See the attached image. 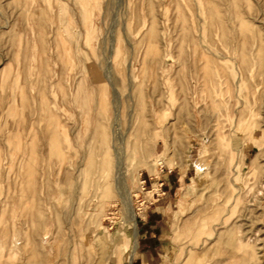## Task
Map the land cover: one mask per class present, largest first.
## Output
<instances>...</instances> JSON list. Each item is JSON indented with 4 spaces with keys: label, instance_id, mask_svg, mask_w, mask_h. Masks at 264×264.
Returning a JSON list of instances; mask_svg holds the SVG:
<instances>
[{
    "label": "rangeland",
    "instance_id": "obj_1",
    "mask_svg": "<svg viewBox=\"0 0 264 264\" xmlns=\"http://www.w3.org/2000/svg\"><path fill=\"white\" fill-rule=\"evenodd\" d=\"M116 147L132 264H264V0H0V264H127Z\"/></svg>",
    "mask_w": 264,
    "mask_h": 264
},
{
    "label": "bare ground",
    "instance_id": "obj_2",
    "mask_svg": "<svg viewBox=\"0 0 264 264\" xmlns=\"http://www.w3.org/2000/svg\"><path fill=\"white\" fill-rule=\"evenodd\" d=\"M218 13V12H217ZM248 13V15H250L249 14V12H247ZM251 17V16H250ZM220 28V27H219ZM8 47V46H7ZM8 49V48H7ZM111 49H112V47H111ZM108 60H110V59H108ZM111 64V63H110ZM217 64V63H216ZM237 64H238V62H237ZM236 64V65H237ZM241 67V66H240ZM214 68V67H213ZM219 73V72H218ZM240 74V73H239ZM215 75H216V73H215ZM214 75V76H215ZM223 75V74H222ZM214 76H212V77H214ZM109 77H110V75H109ZM222 77V76H221ZM215 79H217V77L215 76ZM222 79V78H221ZM226 80H229V79H227L226 78ZM112 81V80H111ZM224 81V80H223ZM221 82V81H220ZM222 83V82H221ZM228 83V82H227ZM239 83H240V81H239ZM219 84V83H218ZM217 84V85H218ZM241 84V83H240ZM229 85V84H228ZM223 86V85H222ZM221 86V87H222ZM221 87H220V89H221ZM231 87V86H230ZM223 88V87H222ZM131 91V90H130ZM225 92H226V90H225ZM233 93V92H232ZM211 94H213L212 92H211ZM117 95V94H116ZM120 95V94H119ZM118 96V95H117ZM213 96V95H212ZM222 96V95H221ZM229 96V95H228ZM214 97V96H213ZM212 98V97H211ZM227 99V98H226ZM214 100V99H213ZM217 100V99H216ZM228 100V99H227ZM213 102V101H212ZM219 102V99H218V101H217V103ZM220 103V102H219ZM219 105V104H218ZM222 105V104H221ZM245 114V113H244ZM243 115V114H242ZM247 115V114H246ZM49 119V118H48ZM242 120V119H241ZM47 121V120H46ZM249 121V120H248ZM55 122V121H54ZM50 123V122H49ZM40 124V123H39ZM47 125V124H46ZM253 125V124H252ZM49 125H47V127H48ZM252 127V126H251ZM49 128V127H48ZM247 128V127H246ZM243 129V128H242ZM56 130H58V129H56ZM56 130L54 131V133L56 132ZM250 130V129H249ZM94 132H95V129H94ZM241 132H242V130H241ZM51 133V132H50ZM97 134H100V133H98V132H96ZM55 135H57V132L55 133ZM95 135V134H94ZM50 137V136H49ZM99 137V136H98ZM52 137H50V139H51ZM102 139V142L105 140V135L104 134H102V137H101ZM105 143V142H104ZM36 146V145H35ZM31 147V146H30ZM115 147V146H114ZM33 149H35V148H33ZM103 153H104V155H105V160H104V162L102 163V164H100L101 165V167H100V169H101V171H103V169H102V166H104L105 164L107 165V161H106V155L109 153V151H108V149H107V144L104 146V148H103ZM114 154H115V166H116V169H117V172H116V181H117V185L122 189V191H123V195H124V199H123V203L125 204V206H126V208H127V210H128V219H127V221L128 222H130V224L132 223V225H131V235H132V248H131V250H129L128 249V241H129V235H128V233H126L125 231H121V233H120V238L122 239V241H123V248H124V250L123 251H126V256H125V260H124V262H126L127 261V264H132V260H133V256H134V254H135V251H136V249H137V247H138V244H139V239H138V237H139V233H138V227H137V223H136V217H137V212L134 210V208L131 206V197H130V194H131V185H130V183H129V179H128V176H127V171H126V168H127V166L125 165V158H124V154H123V148L122 147H120V148H115V150H114ZM219 155H220V153H219ZM39 156V155H38ZM222 156V155H221ZM220 158V157H219ZM223 158V157H222ZM243 159V158H242ZM217 163V162H216ZM219 163V162H218ZM27 165V164H26ZM218 165V164H217ZM241 166V165H240ZM239 166V167H240ZM243 168V167H242ZM253 169H254V167H253ZM243 170V169H242ZM142 182H144V180L142 179ZM121 192V191H120ZM122 193V192H121ZM23 196V195H22ZM32 196V195H31ZM121 196V195H120ZM27 197H29V196H27ZM36 199V198H35ZM27 200V199H26ZM25 200V201H26ZM31 200H33V199H31ZM23 201V200H22ZM30 201V200H29ZM35 201V200H34ZM19 202H20V199H19ZM31 202V201H30ZM29 202V203H30ZM32 204V203H31ZM35 204V203H34ZM31 207V206H30ZM217 207H219V206H217ZM215 208V207H214ZM220 208V207H219ZM28 209V208H27ZM218 209V208H217ZM33 210V209H32ZM39 210V209H38ZM29 211H30V209H29ZM39 212H40V210H39ZM214 212H216V211H214ZM33 215V214H32ZM41 216V215H40ZM208 231V230H207ZM210 232V231H209ZM103 232H100L99 234H97V239H101L102 237H103V234H102ZM211 233V232H210ZM217 233V232H216ZM90 234H94V229L92 228V229H90V231H89V235ZM206 234V233H205ZM208 236V235H207ZM210 237V236H209ZM115 239V238H114ZM117 240V239H116ZM86 243H89V241L88 240H86ZM110 244V243H109ZM210 245H212V244H210ZM191 247V246H190ZM89 248V247H88ZM91 248H93V247H91ZM187 248V247H186ZM127 249V250H126ZM108 250V249H107ZM175 250V249H174ZM111 251V250H110ZM92 254H93V252H92ZM113 254H114V257H116L115 258V260H117L118 262H120L121 261V259H120V257H119V254H117V250L116 249H114L113 250ZM211 255V254H210ZM93 256V255H92ZM163 257H166V254H163ZM156 260V259H155ZM160 261V260H159ZM157 262V261H156ZM185 263V262H184Z\"/></svg>",
    "mask_w": 264,
    "mask_h": 264
},
{
    "label": "crops",
    "instance_id": "obj_3",
    "mask_svg": "<svg viewBox=\"0 0 264 264\" xmlns=\"http://www.w3.org/2000/svg\"><path fill=\"white\" fill-rule=\"evenodd\" d=\"M172 181L175 182L174 178H172Z\"/></svg>",
    "mask_w": 264,
    "mask_h": 264
}]
</instances>
